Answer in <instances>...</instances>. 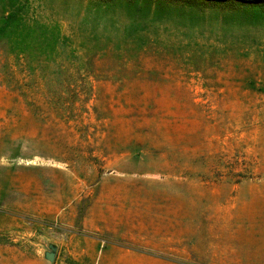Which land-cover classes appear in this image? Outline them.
<instances>
[{
    "label": "rangeland",
    "instance_id": "374dc122",
    "mask_svg": "<svg viewBox=\"0 0 264 264\" xmlns=\"http://www.w3.org/2000/svg\"><path fill=\"white\" fill-rule=\"evenodd\" d=\"M0 264H264V0H0Z\"/></svg>",
    "mask_w": 264,
    "mask_h": 264
},
{
    "label": "water",
    "instance_id": "95a60500",
    "mask_svg": "<svg viewBox=\"0 0 264 264\" xmlns=\"http://www.w3.org/2000/svg\"><path fill=\"white\" fill-rule=\"evenodd\" d=\"M56 248L57 246L55 243L48 242L44 251V257L49 261H53L55 257Z\"/></svg>",
    "mask_w": 264,
    "mask_h": 264
}]
</instances>
